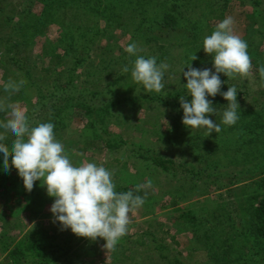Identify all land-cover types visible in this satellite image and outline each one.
<instances>
[{
  "label": "rangeland",
  "instance_id": "374dc122",
  "mask_svg": "<svg viewBox=\"0 0 264 264\" xmlns=\"http://www.w3.org/2000/svg\"><path fill=\"white\" fill-rule=\"evenodd\" d=\"M110 1L91 0L90 4H98V17L90 14L80 15L79 11L76 14L78 19L75 20L74 12H71L67 7L60 8L56 12L58 23L52 24L46 30L45 36H37L27 49L20 46L15 48L17 51L23 50L22 58L29 59L27 61L29 68L38 73L39 68L36 69L35 62L39 63L43 58L41 52L46 39L55 43L61 34L68 32V39L74 43L76 50L73 51V57H67L62 68L63 75L55 82L63 87L62 90H43V87V89L41 88L42 93H39L38 88L33 87L25 94L24 98L19 99L17 97L19 91L10 87L22 80L19 68L9 61L7 67L0 70V124H4L10 119L12 108L25 116L31 127L40 123H53L55 138L64 145L65 154L68 155L71 162L77 166L84 162H94L98 166H104L112 173L111 178L115 184V190L122 187H137L141 184L147 185L149 181L151 182V186L148 187L151 190L148 198L144 200L141 207L130 213L128 231L118 240L115 247L106 249L104 247L106 241L103 239L99 238L96 243L89 239L82 245L84 247L93 246L99 252V256L93 259L82 258L76 261V264H176L177 261H183L185 264H264V253L262 252L248 262L236 261V254L239 256L250 255L251 249L248 243H252L250 235L242 238L237 237V225L234 224L232 228L231 224L227 228V230L232 228L235 231L231 234V240L236 242L233 249L234 256H229L230 261L233 260V262L228 263L223 259V254L218 260L211 259L212 255L215 253L217 255L221 250L214 249L212 252L205 253V246H198L192 241L194 231L188 227L189 224H182V220L179 218V209H185L203 215L206 220L213 219L212 214L215 216L225 214L219 218L229 220L226 207L230 203L227 199L226 185L230 183V179L234 175L232 182L235 183V186L233 188H239L247 183V186L259 195L264 194V191L254 185L253 180L250 179L252 175L250 171L253 169L257 171L256 177L264 178V173L258 174V171H264V147H258L261 143L264 144V136H261V141L255 148H252L254 145L252 143L244 146L241 152L245 155H236L233 149L238 148L237 144L240 145L239 140L237 142L238 137L231 134L230 143L232 145L235 143L231 147L223 142L226 132L231 128L222 123L226 101L220 105L221 109L216 110V113L210 116L214 123L217 122L221 126V131L218 134L213 132L209 136L206 128L191 131L182 124L183 110L180 98L191 100L190 94L184 86L187 81L182 74L183 70L187 71V67L191 64L197 69L209 68L213 71L215 69L211 65H205L201 56L202 51H199L195 45V39L198 43V37L201 35L202 30L200 29L204 25L202 22L204 18L200 22L198 21L195 27L196 34H189L194 38L192 40L186 38L185 31L182 32L185 30L184 26L180 25L179 30L173 31L170 28L161 27L160 21L168 13L184 14L186 17L187 15L201 16L203 5L195 7L193 3L195 0H186L187 4L193 3L186 6L188 9L185 6L172 9V6L167 5L166 0H139L138 5H131L136 8V11L125 8L124 11H116L118 16L115 17L113 11L109 9ZM184 1L182 2L184 3ZM27 5L28 0H0V9L3 10L0 19V58L6 54V42L15 45L29 39V37L23 38L20 35V30L17 28L18 17L14 19V22H7V17L11 15L12 9H24ZM239 5L241 4H235L236 7L241 8ZM120 6L118 7L121 8ZM42 8L43 5L35 4L32 14L39 17ZM246 12L249 13L248 15L253 14L254 18L248 26L255 27L256 24L257 30L264 31V19L260 17V14H263L262 8L247 5L244 10L236 11L235 9L230 16L234 21V34L247 42V51L251 50L249 42L254 40L260 47V53L264 55V35L247 32ZM220 13L221 11L213 14V16L218 15L217 18L210 17L209 22L212 25L215 23L216 26L217 21L221 20ZM104 15L106 16L102 17ZM107 15H112L114 21L109 22ZM155 21L159 22L155 23ZM181 24H185V22ZM252 31L255 32V29ZM247 35H251L252 38L249 39ZM84 41L91 42L93 50L85 49L82 44ZM133 42L137 44V55L145 58L154 56L157 58L158 64L163 62L169 65L164 74L163 88L159 92H147L155 100H136L132 108L126 106L124 111H121L120 105L117 106L108 130L107 127L100 126L99 123L95 127L97 111L91 116L84 115L78 104L74 101L71 103L65 101V97H74L73 99H75L78 94L83 92L79 90L88 86L87 83L92 85V81H97L98 89L94 92L99 94L97 96L88 95L86 99L79 101L80 106L86 108V111L89 107L95 106L101 107L100 110H105L106 105L119 98L120 93L128 86L133 89L136 96L139 92L146 93L143 86L136 82L135 85H125L129 79L133 80L132 77L122 81V89L120 84H111L120 69L124 66L131 69L136 56L128 54L125 49ZM85 56H88L90 60L86 59L84 63L78 64V60L84 59ZM250 58L251 61L256 60L255 57ZM5 60L7 61V57ZM100 60L105 63L104 66H101L105 67V70L101 72H99L100 66L98 68L93 65L95 63H92L93 61L99 63ZM254 65L247 74H235L228 81L237 91L247 92L245 98L238 101L241 109L237 110L240 119L236 125L243 128L240 142L250 138L249 135H246L250 132L249 126L253 129L256 126L250 121L259 115L261 109L264 110V80H262L256 64ZM76 66L78 67L77 72L71 74L69 70ZM108 73H110L109 76H107ZM34 78H37V75H34ZM76 89L79 92H76ZM178 93L180 94L176 96ZM243 100L245 101L243 102ZM42 104L45 107H42ZM64 104H70L68 112L57 117L56 109L59 105ZM34 107L35 113L32 111ZM123 116L125 119H122ZM105 124L109 123L105 121ZM257 132L259 130L255 128L251 135L254 136ZM94 135L98 136L99 146L91 145L92 141H95L92 138ZM119 137L128 142L122 144L118 149L110 150L103 143L105 138L112 139V143H117ZM14 139L15 137L0 127V143L8 148L9 155L12 154L11 145ZM85 144L88 147L87 151L79 153V149H83ZM147 151H153L154 156L159 153L167 158L171 157L178 164L186 163L187 168L202 172L203 177L181 176L180 172L176 174L164 172L150 161L151 158L148 160V157L153 154ZM239 160H243V162ZM9 171H15L14 173L17 174L15 178H20L18 171L11 164H9ZM217 176L223 181L215 180ZM7 195L10 197V194ZM240 195V190H234L231 202L243 201V197ZM174 200L179 202L176 207L170 205ZM52 203L53 199L46 195V203L38 215H30L26 210L20 209L14 213H0V234L9 232L21 238L36 225H45L50 228L54 223L50 212ZM247 203L251 204V201ZM211 221H214L213 225L218 223L216 219ZM247 221L249 218L245 214L244 222ZM235 222L238 223L237 220ZM213 225L211 224L210 227H214ZM173 236L176 237V243L172 240ZM242 244H245L246 247ZM0 245L2 244L0 243ZM164 247L165 249H163ZM189 251L194 254L189 255ZM195 254L198 256L195 257ZM248 258L251 257L248 256ZM3 259V249L0 247V263H3ZM31 260V258H27L23 264H31ZM65 263L64 259L58 262V264Z\"/></svg>",
  "mask_w": 264,
  "mask_h": 264
},
{
  "label": "trees",
  "instance_id": "16d2710c",
  "mask_svg": "<svg viewBox=\"0 0 264 264\" xmlns=\"http://www.w3.org/2000/svg\"><path fill=\"white\" fill-rule=\"evenodd\" d=\"M139 0H111L109 3V9L113 11V14L115 17L118 16L117 13H115L118 10L124 11L125 8L132 9L136 11L135 5H138ZM183 0H166L167 5L172 6V9H175L176 7H182V6H188L192 5L194 3L195 7H198L200 5L202 6V12L201 16L196 15H187V17L184 14H176V13H168L161 19L160 26L164 29H172L173 31H177L181 27L184 26L185 30V36L188 40L194 39L189 34H196L195 27L203 18V27L201 35L198 37V43L195 39V45L197 49L202 51V60L205 61V65L213 66L212 56L205 53L203 50V40L204 37L207 35H210L216 28L217 24L221 22L225 17L231 16L233 12L238 11L240 9L244 10L245 6L251 5L255 8H262V13L260 14V17H263L264 19V0H207L205 3V0H195L191 4H187L186 0L184 3ZM191 1V0H190ZM91 0H28V5L25 6L23 9H12V13L9 17H7V22H14V19L18 17L19 23L17 28L20 30V35L25 37H29L26 41H20L19 43H14L15 45H12L9 42H6L7 44V50L5 56H2L0 58V70L5 69L7 64H9V61L13 63L15 66L19 68V71L21 72L22 80L20 82H16V85H20L19 93L17 97L19 99L24 98L26 96L25 94L28 93L33 87L38 88V92L42 93L43 90H62V86L59 84H56L55 82L58 80V78L63 75L62 68L64 67L67 57H73V51H75V45L72 41L68 39L69 33H63L59 36L58 39H56V42H49L48 39H46L41 55L43 56L42 60L38 62H35L36 69L39 68L38 73H36L35 70H31L29 68V64L27 61L29 59L22 58V52L23 50H16L18 46L22 47L23 49H27L30 44H32L33 40L37 36H45L46 30L52 25L58 23L57 20V14L56 12L58 9L67 7L71 12H74L75 15L74 19H78V15H76L80 11V15H87L90 14L92 16L98 17V8L97 3L95 5L90 4ZM174 3V4H173ZM178 3V4H176ZM241 4L239 5L241 8H238L235 6V4ZM35 4H41L43 5L42 12L40 13V16H36L32 14V9ZM173 4V5H172ZM121 5L119 8L118 6ZM132 5V6H131ZM188 9V7H186ZM219 11H221L220 16L221 20L217 21V24L215 26V23L212 25L209 22L210 17H215L213 14H217ZM249 13L246 12L245 19L247 26L252 22L253 14L248 15ZM256 14V13H255ZM1 15H3V10L0 9V19ZM106 15L102 16L105 17ZM108 21L113 22L112 15H107ZM6 20V17H5ZM159 21H155L157 23ZM185 22V24H181ZM141 24V23H140ZM73 26V22L71 24ZM15 29V27H14ZM255 29V32L252 31ZM192 30V31H191ZM247 32H252L253 34H262L264 35V31L262 29L257 30V26L255 24L254 26H248L246 29ZM249 39L252 38L251 35H247ZM49 42V43H48ZM190 42V41H188ZM9 44V45H8ZM83 47L87 50H93L92 43L91 42H82ZM249 46L251 47V50L249 49L248 54H250V57H255L252 60L251 64H256V67L259 68L261 66H264V55L260 53V47L257 45L254 40L249 42ZM64 52V53H62ZM105 53L103 54V56ZM7 57V61L5 58ZM201 58V57H200ZM207 58V59H206ZM86 59H89L88 56H85L84 59H79V63H84ZM90 60V59H89ZM83 61V62H82ZM101 61V60H100ZM99 63H95L93 65L97 66L99 68V72L102 70H105L104 66L105 63L102 61ZM92 65V67H94ZM255 66V65H254ZM91 67V69H92ZM255 67V68H256ZM77 66L71 68L70 73L75 74L77 71ZM123 69V68H122ZM120 69L117 73L115 78L111 81V84L118 85L120 84L121 89L123 88L122 81H124L127 78L131 77V71L125 73L123 70ZM130 69V68H129ZM36 73V74H35ZM260 74V73H259ZM34 75H37V78H34ZM110 73H108L107 76H109ZM231 76L227 77L223 73L220 74V79L222 81L221 86V92L227 91L229 87H232L229 84V79ZM164 79V78H163ZM264 80V78H262ZM69 84V83H68ZM92 85L88 84V86L83 87L79 91H83L80 95L78 94L75 99L67 98L65 97V101H68L71 103V101H74L76 104H78L79 108L83 112L84 115H94L97 111V118L95 122V127H97V124L99 123L100 126L107 127V130L110 125V120L113 117V112L116 110L117 106H121V111H124V108L127 106L129 108H132V105L136 102V100H155L154 97H151L148 93L139 92V94L136 96L133 93V89H130L128 85H135V81L129 79V81L126 82L125 85L128 87L124 88V90L120 93L119 98L116 100H112L110 103H108L105 107V110H100L101 107H89L86 111V108H82L79 104V101L84 100L87 98L88 95H95L97 96L99 93L94 92L98 89L97 87V81H92ZM92 87L94 88L92 90ZM42 88V89H41ZM92 90V91H91ZM78 89H76V92ZM78 91V92H79ZM180 93H178L176 96H178ZM247 92L239 90L237 91V99L238 101L245 98ZM41 98V96H40ZM209 99L212 100L213 106H214V114L216 113V110L221 109V104L225 100L223 99L222 95L217 94L216 97L212 98L209 97ZM245 100H243L244 102ZM226 103H228L226 101ZM70 104H64L59 105L56 111L58 112L57 117L61 114H66L69 110ZM42 107H45L44 104H42ZM33 113H35V107L32 110ZM31 111V113H32ZM104 111V112H103ZM104 116V118H102ZM211 116V115H210ZM101 117V119H100ZM122 119H125V116L122 117ZM105 121H107L109 124L106 125ZM57 122V121H56ZM251 123L255 124L254 126L256 129L259 130V132L256 133V135L252 136L251 134L254 133L255 128L249 126L250 132L246 135H249L250 138L247 141L240 142L242 138V131L243 128L239 125L230 126V130L226 132L225 137L223 139V142L231 147V134L238 137L237 142L239 140L240 145L237 144L236 149H233L236 155L242 154L245 155V153H242V148L244 146H248L250 143L254 144L252 148H255L257 144L261 141V136H264V110L261 109L259 111V115L255 117V119L250 121ZM249 123V125H252ZM93 125L92 123H90ZM225 133V132H224ZM94 134V132H92ZM228 136V137H227ZM92 138L95 141H92L91 145L93 146H99V142H97L98 136H92ZM112 139L105 138L103 140L104 145H106L107 148L110 150L118 149L122 144H127L128 141L124 140L122 137H119V140L117 143H112ZM235 145V143L233 144ZM232 145V146H233ZM86 146V147H85ZM83 149H79V153H84L87 151V145L85 144ZM92 146V147H93ZM91 147V148H92ZM258 147H264V144L261 143ZM141 149V148H140ZM148 153H152L153 157L151 158V162L163 170L164 172L170 173L173 172L176 174L177 172H180L179 175L181 176H193L202 178L203 173L198 171L196 172L194 169L187 168L186 163H177L176 160L173 158H167L165 155L157 154L154 156L153 151H147ZM246 157V156H244ZM11 159V155H9V160ZM242 161L243 160H239ZM9 164H11V161H9ZM126 166V165H125ZM124 166V167H125ZM15 171H6L4 169H0V213H14L18 212L20 210H26L27 213L30 215H38L40 211L42 210L44 204L46 203V189L41 186V182L37 181L34 185V188L31 192H28L23 184V180L20 178H15ZM252 173L250 179L253 180V184L260 187L262 191H264V178L256 177L255 174L257 171L255 169L250 171ZM264 173V171H258V174L261 175ZM235 176V175H234ZM234 176L231 177L230 183L226 185V188L228 190V202L230 204H227L226 209H228L229 217L230 219L227 220L224 218L221 220L220 216H215V214H212L213 219H216L218 221L217 224H214V221H211L210 219H204L203 215L196 214L192 210H183L179 209L180 211V220H182V224L186 225L189 224V228L194 231V239L192 241L198 245V246H205L204 252L209 253L215 250H221L219 253H215V255H212V258L214 260H218L221 255L223 254V259L226 260L228 263L233 262V260L230 261L229 256H234V247L236 246V242L231 240V234L234 233L233 227L234 224L237 225L236 228V235L237 237H246L247 235H250V238L252 239V243H248L251 253V258L249 259L248 256L241 255L239 256L236 254V261L243 260L244 262H248V260H251L252 258L256 257L257 254L260 252L264 253V194H258L257 192L253 191L250 187L247 186V183L245 185L240 186L239 188H233L235 186V183L232 182ZM236 177H238L236 175ZM215 180H222L219 176L215 177ZM232 182V183H231ZM234 190H240L241 195L243 197V201L241 202H231V198L234 196ZM117 193H124L128 191H132L134 195H140L145 199L148 198V194L151 192V190L148 187H145L139 191H137V187H122L119 190H115ZM5 195H2V194ZM10 194V197L7 195ZM46 194V195H45ZM246 201H245V200ZM251 201L250 203H247ZM179 202L177 200H174L170 205L172 207L178 206ZM235 204V205H233ZM165 206H167L165 204ZM164 206V207H165ZM244 210V211H243ZM248 211L247 213H244ZM244 213V214H243ZM245 214L248 215L249 221H245ZM238 221L236 223L235 221ZM211 223L214 227H210ZM232 224V228L230 230H227L228 227H230ZM8 232V231H7ZM99 239V238H98ZM97 240H92V242H97ZM89 239L78 237L75 234L71 232L70 229L64 230L58 223H53L50 228L46 227L45 225H36L34 229L28 231L26 234H24L21 238H19L18 235H12V233H3L0 234V247L3 249L4 254V261L0 264H23V262L27 258H31V264H58V262L61 259H64L66 261L65 264H76V261L81 260L82 258L87 259H93L97 258L99 256V252L96 248L93 246L84 247L82 244L88 242ZM165 240V239H164ZM172 240L176 243V237L173 236ZM242 246H245V244H242ZM222 248V249H221ZM165 249V247L163 248ZM162 249V250H163ZM223 251V252H222ZM194 254L192 251H189V255ZM198 255L195 254V257ZM176 264H185L183 261H177Z\"/></svg>",
  "mask_w": 264,
  "mask_h": 264
},
{
  "label": "clouds",
  "instance_id": "9594fccd",
  "mask_svg": "<svg viewBox=\"0 0 264 264\" xmlns=\"http://www.w3.org/2000/svg\"><path fill=\"white\" fill-rule=\"evenodd\" d=\"M232 17H225L215 30L204 37L203 50L212 56L215 71L209 68L197 69L188 66L183 70L191 100L180 98L183 110L182 124L191 131L206 128L209 136L221 131V126L210 119L214 114L213 102L209 97L222 95L227 101L222 116V123L234 126L240 119L235 87H229L221 92L220 74L233 76L247 74L251 67L248 55V44L240 36L234 34ZM136 59L129 69L123 67V72L131 71L132 79L143 86L144 91L159 92L163 88V78L169 65L157 63L156 57L137 55V44H129L125 49ZM196 57L194 58V60ZM193 60V61H194ZM264 78V66L259 68ZM19 90L20 85H10ZM9 135L15 137L11 145V159L8 148L0 143V169L9 171V161L18 171L25 189L31 192L37 181L46 189L47 195L53 199L50 212L54 223L64 230L70 229L73 234L91 240L98 238L106 241V249L114 248L118 240L128 231L130 213L144 204V198L134 195L132 191L117 193L112 181V173L104 166L94 162H84L74 165L67 154L64 145L56 140L55 125L51 122L40 123L31 127L27 118L15 108L10 112V119L0 124ZM83 155V154H81ZM150 187L137 186V191Z\"/></svg>",
  "mask_w": 264,
  "mask_h": 264
}]
</instances>
